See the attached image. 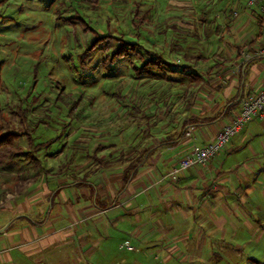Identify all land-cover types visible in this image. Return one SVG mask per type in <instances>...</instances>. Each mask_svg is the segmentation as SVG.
<instances>
[{"label":"crops","instance_id":"1","mask_svg":"<svg viewBox=\"0 0 264 264\" xmlns=\"http://www.w3.org/2000/svg\"><path fill=\"white\" fill-rule=\"evenodd\" d=\"M262 8L233 14L215 51L223 64L201 73L190 110L127 182L125 163L80 186L41 175L0 199V264H223L264 250V109L205 166L166 177L264 86Z\"/></svg>","mask_w":264,"mask_h":264},{"label":"rangeland","instance_id":"2","mask_svg":"<svg viewBox=\"0 0 264 264\" xmlns=\"http://www.w3.org/2000/svg\"><path fill=\"white\" fill-rule=\"evenodd\" d=\"M262 5L245 0H0V134L36 129L35 143L56 137L48 149L59 152L56 157H48L43 146L34 152L51 176L67 161L77 162L80 171L98 144L105 147L99 154L113 157L121 150L152 147L190 110L192 97L187 104L182 98L188 81L138 78L127 60L106 70L105 56L118 42L85 55L94 36L136 43L142 51L160 53L201 74L231 33L226 27L233 14L239 17L247 8L260 12ZM72 17L84 22L68 25L63 20ZM216 26V34L204 37ZM131 59L140 65L135 56ZM12 149L31 150L24 136ZM6 153H0L2 200L25 190L35 172L25 153L11 160ZM72 166L68 163L64 173L70 174ZM245 254L247 259L235 251L223 264H264L263 249L250 248Z\"/></svg>","mask_w":264,"mask_h":264},{"label":"trees","instance_id":"3","mask_svg":"<svg viewBox=\"0 0 264 264\" xmlns=\"http://www.w3.org/2000/svg\"><path fill=\"white\" fill-rule=\"evenodd\" d=\"M4 1V0H2ZM66 24L68 25H74L76 24L75 20H80V22H84L80 17L78 18H65L63 19ZM218 26H216L211 33H207L208 35H204V37H209L210 35H213L214 32L218 31ZM118 42V46L114 48L110 54H107L105 56V59L103 61V64L105 66L106 70H110L113 64H115L119 60H127L132 64V69L134 72V75L136 77H145L147 79H163L167 82L171 83H182L180 78H183L187 80V84L185 85V90L182 93V98L186 100V104L191 98V95L193 92H189L192 87L197 86L202 82L204 77L197 73L194 72L193 68L189 65H175L174 63L168 61L167 59L164 58V56L160 53L157 52H150L147 50H141L140 46L136 43L132 42H127V41H122L120 39H114L112 36L105 35V36H94V40L91 42L89 47L84 50L86 53H91L94 51L96 48H98L99 45L103 44L106 49L109 48L110 44L112 42ZM172 46H175L176 44L172 43ZM135 56L141 63L140 65L133 64L134 62L132 61V57ZM198 60H203V58L197 57ZM205 60V59H204ZM213 64L211 68L213 67H218L221 66L223 63H220L216 60L214 57L213 59ZM94 70V68L92 69ZM0 73H1V66H0ZM209 74V73H208ZM175 76V77H172ZM0 87H1V74H0ZM61 98L60 93L57 96V100ZM79 104V100L75 101L69 110L70 114H73L76 107ZM189 105H188V107ZM147 119V117H146ZM145 119V120H146ZM154 126V124H152ZM151 126L147 128L149 131ZM34 130L32 129L30 131L23 130L19 133L11 132V131H6L2 132L0 134V153H6L9 154V159H13L15 156H19L21 154L25 153V156L28 157V159L33 163L34 167V174L32 175V179H37L41 175L47 176V167H43L42 162L36 157L35 151L38 150L40 147H44L45 154H48V149L52 144L57 141L56 137H51L48 139L47 142L45 143H35L34 136ZM24 136L27 139V143L29 148L31 149L29 152H23L22 150H14L12 149L13 143ZM161 145V144H160ZM155 147L152 148H142V149H132L131 151H120L117 155V157H113L111 153H106V154H99V152L103 149H105L104 145L98 144L93 152L90 154L89 159L90 162L82 168H80V171L76 170L78 168L79 164L74 161L66 162L62 164L57 172V174L54 175H59L62 178L66 179V183L72 182L77 185H85L89 181V178H92L99 174L100 172L110 169V168H115V167H122L126 163V169L123 171V179L125 182H127L130 177H133L138 168L141 167L144 162L146 161L147 157L151 154L152 150H154ZM58 153H49L48 157L53 158L58 155ZM72 163V171L70 174H65L64 170H66L67 164ZM42 164V165H41ZM46 173V174H45ZM50 175V174H49Z\"/></svg>","mask_w":264,"mask_h":264},{"label":"built area","instance_id":"4","mask_svg":"<svg viewBox=\"0 0 264 264\" xmlns=\"http://www.w3.org/2000/svg\"><path fill=\"white\" fill-rule=\"evenodd\" d=\"M248 5H253L262 0H245ZM262 11H264L262 9ZM236 16V15H235ZM264 109V86L254 95H245L240 103V109L234 119L228 125L224 126L216 135L215 139L206 146L192 150L185 157L179 159L173 164L166 174V177L171 182H176L180 174L197 165L205 166L210 159L239 133L246 123L253 119L261 118ZM191 135V129L186 131V136ZM124 247L128 250L131 248L125 244Z\"/></svg>","mask_w":264,"mask_h":264}]
</instances>
